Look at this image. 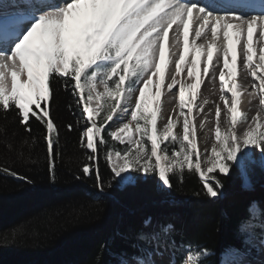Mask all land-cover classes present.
Returning <instances> with one entry per match:
<instances>
[{
  "label": "snow or ice",
  "instance_id": "obj_1",
  "mask_svg": "<svg viewBox=\"0 0 264 264\" xmlns=\"http://www.w3.org/2000/svg\"><path fill=\"white\" fill-rule=\"evenodd\" d=\"M256 7V0L0 3V145L5 148L0 151V178L32 183L20 175L15 165L20 161L35 163L33 149L43 141L55 182V164L62 159L63 149L60 126L51 114L50 102L55 104L61 90H65L74 98L69 109L74 107L79 113L76 125H67L68 131L79 133L82 149L83 159L75 179L93 180L98 193L93 198L96 202L110 197V190L124 191L135 186L140 174L145 179L158 176L155 187L161 192L174 186V178L187 174L198 178L204 195L219 198L224 179L235 170L241 175L243 187L249 188V173L256 167L264 170V98L259 100L255 115H251V108L241 113L235 93L228 106L232 89L225 90V81L232 79L239 68V78L254 90L258 80V91L264 94V76L259 75L264 70V11L251 14ZM257 32L260 62L254 64L257 50L253 37ZM186 52L191 56L186 77L195 79L202 64V74L209 83L215 86L219 79V99L224 101L223 106H215V142H211L212 129L208 126L201 140L203 151L198 148L196 128L190 127L184 112L185 90L199 88L200 83L178 79L185 72ZM169 53L170 68L166 59ZM162 64L170 80L166 88L171 99L166 97L165 104L174 102V89L179 86V116L183 120L182 131L175 133L177 121L172 118V109L162 108L160 102ZM150 86L157 89L153 106L146 101ZM249 96L254 98L255 93ZM207 103L205 97L197 107L203 109ZM9 113L16 126L10 135L3 124ZM210 113L211 109L204 119ZM222 125L226 127L223 134ZM200 128L205 125L201 123ZM101 157L107 177L101 172ZM163 202L174 204L171 200ZM256 209V202H252L250 215L238 224L245 250L230 248L225 264H249L248 247L257 239L264 246V213L254 223ZM150 222L151 217L144 224ZM27 223L33 225L34 231L41 226L32 220ZM256 228L260 229L259 236ZM175 234L173 223L157 222L151 231L136 234L135 239L143 244H133L135 251L131 254L112 252L107 243H102L100 254L107 251L112 259L104 261L98 256L89 264H212L208 259L211 251L199 240L177 244ZM8 242H17L15 231Z\"/></svg>",
  "mask_w": 264,
  "mask_h": 264
},
{
  "label": "trees",
  "instance_id": "obj_2",
  "mask_svg": "<svg viewBox=\"0 0 264 264\" xmlns=\"http://www.w3.org/2000/svg\"><path fill=\"white\" fill-rule=\"evenodd\" d=\"M73 99L69 91L61 90L55 104L50 102L51 114L60 126L63 149L62 159L55 164V182L51 179L43 141L33 149L35 163L20 161L15 165L20 175L32 183L0 178V264H89L98 256L108 261L112 257L107 251L100 254L102 243H107L112 252L131 254L135 251L133 244H143L135 239L136 234L151 231L157 222L173 223L177 230L173 239L177 244L199 240L211 251L208 259L212 264H222V254L230 248L245 250L238 224L250 215L248 208L252 202L258 208L254 223L264 213V170L256 167L249 173L247 189L243 187L241 175L233 170L224 179L219 198L204 195L198 178L187 174L174 178V186L167 192L155 187L158 176L145 179L140 174L141 179L135 186H128L124 191L110 190V197H101L96 202L93 198L98 193L93 180L75 179L83 156L78 144L79 133L67 130L68 124L76 125L79 114L74 107L69 109ZM3 124L10 135L16 127L11 113ZM117 147L122 146L117 143ZM0 151H5L3 145ZM100 165L107 177L102 157ZM149 217L151 222L145 225ZM29 220L41 226L34 231L33 225L27 223ZM13 231L17 242L9 243ZM255 232L259 236L260 229L256 228ZM256 242L259 240L248 247L247 255L255 256Z\"/></svg>",
  "mask_w": 264,
  "mask_h": 264
},
{
  "label": "bare ground",
  "instance_id": "obj_3",
  "mask_svg": "<svg viewBox=\"0 0 264 264\" xmlns=\"http://www.w3.org/2000/svg\"><path fill=\"white\" fill-rule=\"evenodd\" d=\"M196 2H199V0H196ZM262 2H264V0H262ZM264 11V8L262 9H252L251 10V14H258L259 12ZM257 37H258V32L256 34H254L253 37V47L257 50V55L254 56V64H259V58H258V54H259V47L260 45L257 43ZM170 38H171V31H170ZM189 41L191 42V34L189 35ZM197 43H200V40L196 41ZM166 59L168 60V67L170 68L172 66V57L169 54L166 55ZM231 59V57H230ZM191 60V56L186 52V63L183 67H185V72L181 73V76L178 77L179 80H181L182 82H186V83H200V87L199 88H193L190 91L189 90H185V98H186V111H187V116L188 119L190 121V127L191 126H195L196 131H197V138H199L200 134H203V132L208 130V126H211V133H210V137H211V142H215V106L216 104H220L221 106L224 105V101H221L219 99L220 96V88H219V79L217 78L215 86H213L211 83H209L206 78L203 76L202 74V67L203 65L201 64L200 67L198 68V72H197V77L195 79H188L186 77V67L188 66V62ZM239 72V68H237V74L232 78V79H226L225 81V90H227L229 87H231L232 92L229 93V103L228 106L231 107V95L232 93H235L238 97V111H240L241 113L243 112H247L250 108H251V115H255L256 112V105H259V100L261 98H264V94L259 93L258 91V85H259V81H256V85L257 88L254 90L252 88L251 85H249L247 82L242 81L239 78L238 75ZM163 76H164V80H163V91H169L166 88L167 83H170V80L168 79V72L167 69L164 67V71L162 72ZM259 75L264 76V70H260ZM250 79H252L250 77ZM179 86H176V89L174 90H178ZM207 89V90H205ZM255 93L254 98L249 96V93ZM203 93V94H202ZM207 97L208 103L204 104L203 109L198 108L197 106L199 104H202L204 101V98ZM252 100V103H249V100ZM190 109V111H189ZM209 109H211V113L209 114L207 119H204V114L206 112L209 111ZM231 115L232 113L228 114V118L229 120L231 119ZM223 116V113H222ZM203 123L205 125L204 129L200 128V124ZM237 123H239V119L237 121ZM236 123V126H238ZM226 131V127L225 126H221V132L222 134ZM198 143V142H197ZM262 258H264V256H261ZM249 264H264V260H254L249 262Z\"/></svg>",
  "mask_w": 264,
  "mask_h": 264
},
{
  "label": "rangeland",
  "instance_id": "obj_4",
  "mask_svg": "<svg viewBox=\"0 0 264 264\" xmlns=\"http://www.w3.org/2000/svg\"><path fill=\"white\" fill-rule=\"evenodd\" d=\"M164 71V65L162 64V72ZM154 81L157 79V78H153ZM164 84L162 83L160 88H159V91H160V102H161V106L162 108H170L172 109V112H171V115H172V118L174 120L177 121V128H175L173 131L174 133L177 131V130H181L182 131V120H183V117H180L179 116V113H180V108H179V92L178 90H175L176 91V97H175V100L172 104H165V98L167 97L168 99H171L170 96H168V92L167 91H163V86ZM157 89L153 86H150L149 87V90L148 92L146 93V101L149 103L150 106H153L152 105V97L155 95ZM186 98H185V106H184V112H185V115H187V111H186ZM257 106L258 104L256 105V109H257ZM238 109V107H237ZM239 110V109H238ZM158 127H159V118H158ZM236 127H239V123H238V126ZM202 137H203V134H200L199 135V138H197V144H198V148L199 150L203 151V146L201 144V140H202ZM210 146V145H209ZM258 212V208L255 210V214ZM255 245L257 246V252H256V255H255V260H264V258L262 257H259V256H264V246L260 245L259 242H256ZM228 251L224 252V254L222 255V263L225 264V256H226V253ZM259 257V258H258ZM165 259H168V254L165 253V256H164ZM159 259V258H157ZM232 259L231 256H229V261ZM246 260L249 262V260L246 258ZM254 262V261H253Z\"/></svg>",
  "mask_w": 264,
  "mask_h": 264
}]
</instances>
